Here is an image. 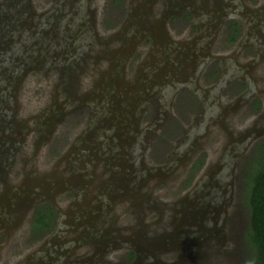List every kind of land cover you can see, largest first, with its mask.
<instances>
[{
	"label": "flooded vegetation",
	"instance_id": "obj_1",
	"mask_svg": "<svg viewBox=\"0 0 264 264\" xmlns=\"http://www.w3.org/2000/svg\"><path fill=\"white\" fill-rule=\"evenodd\" d=\"M105 2L0 0V264H16L72 214L79 227L61 239L79 248L62 264L237 263L249 246L239 166L264 140V0ZM183 80L190 87L165 107ZM254 135L232 194L187 225L189 201L205 197L193 184L227 144L234 153ZM120 137H132V152ZM185 229L201 231L191 239Z\"/></svg>",
	"mask_w": 264,
	"mask_h": 264
},
{
	"label": "water",
	"instance_id": "obj_2",
	"mask_svg": "<svg viewBox=\"0 0 264 264\" xmlns=\"http://www.w3.org/2000/svg\"><path fill=\"white\" fill-rule=\"evenodd\" d=\"M229 16L230 15H226V17H224V18H227ZM221 21H222V19H221ZM17 25H19V22H17ZM70 31L71 30L65 31V32L69 33ZM59 33L61 35L64 34V32L63 33L59 32ZM17 39H19V38H17ZM194 39H197V38H194ZM18 43H20V41ZM200 69H201V67H200ZM230 78L231 77H229L228 74H225L222 77L221 85L222 86L225 85L226 82ZM180 86H187L189 88L190 87V80H183L181 82H177L176 87L172 89L171 93L168 94V96H165V101H164L165 107H167V108L170 107L169 104H170L171 98L173 97L174 92ZM156 94L157 93H155V96H157ZM197 95L200 96V94H197ZM256 137H257V135H254L251 138H246L245 140L238 142L239 148H237V150H235L234 153L229 151L230 150V143L227 144L225 149H224L223 155L220 156V158L217 160V162L213 166V168L216 170L212 171V169H210L209 172L206 173L207 175L203 174V177H204L203 179H201V180L198 179L193 184L189 193H193V196H194L199 191V189L200 190L202 189L205 197L199 201L196 198L194 199V201H189L188 206H190V210L183 212V214L181 215V217H187V218L191 219V221H189L187 219H182V220L187 222V225L193 224V225L199 226L201 224V221L205 218V216H207L210 213V211L217 209V201L220 200V197L222 196V194L224 193L225 190H226V192H225L226 196H230L232 194L235 160L237 159L239 154H241ZM120 138H121L120 139L121 141H122V139H124L123 142L119 141L120 144H123L124 147H127V149H129L132 152L131 149H134V144H135L132 137L128 138L127 140L125 138H122V137H120ZM79 143H80V141L75 140L72 143L70 150L72 151ZM140 155H141V153H140ZM128 158L131 160L133 158L132 154L128 153ZM127 166H128V164H127ZM212 175H214V177H215L214 179L212 178ZM70 178H71V176L69 177V179ZM201 184L205 185V186L201 187L200 186ZM66 186L67 185L65 184L64 181H60L58 184L59 192L64 190L66 188ZM113 191H115V188L112 189V192ZM189 195L190 194H188V196ZM43 198L44 197H42L39 194L33 198L32 202L42 200ZM72 203H75V198L71 202V204ZM71 210L72 209L69 208V210H68L69 214L71 213ZM196 215L198 218L195 221H192V219L194 217H196ZM73 216H74L73 214L70 217L66 216V215L65 216L62 215V217H60L58 224L50 232L49 236H47L43 240V242H41L40 244L35 246L30 252L25 254L23 257L19 258L16 264H62L66 260L70 261V258H72L71 257L72 254H74L78 250L79 247H78V244H76V241H75L76 239H71L70 241H67L66 244L65 243L63 244L62 243L63 239H61V234L68 232V231H74L77 227H79L78 219L73 217ZM213 226H214L213 221H212L211 217L209 216L208 223L206 224V226H204V227L208 228L205 232L206 235L211 233L208 231ZM184 231H185V234L187 235V238L192 239V238L196 237L195 235L197 233H200L201 229H198L196 231L191 230V229L190 230L185 229ZM168 236L170 237V240L173 239V241H175V239H177L175 242L181 243L183 240V238L182 239H178V238L174 239L170 235V233H168ZM74 241H75V243L73 244V246L69 245V243H71V242L73 243ZM160 241H161V238L159 236H156L154 238V243H156V245L157 244L160 245V243H161ZM90 242H92V243L93 242L94 243L99 242V239L98 238L90 239ZM132 248L135 249L136 255L138 258H140V257L144 258V256H148L147 248L145 246H144L143 250L138 249L136 247H132ZM180 248L181 249L183 248V251H184L183 255L188 256L192 260L197 258L198 259L197 261L200 262L201 260L206 258L205 253L204 254H200L198 252L195 253L196 251L190 250L191 248L186 246V245L180 244Z\"/></svg>",
	"mask_w": 264,
	"mask_h": 264
},
{
	"label": "trees",
	"instance_id": "obj_3",
	"mask_svg": "<svg viewBox=\"0 0 264 264\" xmlns=\"http://www.w3.org/2000/svg\"><path fill=\"white\" fill-rule=\"evenodd\" d=\"M256 165L249 175L243 191V199L249 206V224L246 240L251 249L249 264H264V141L255 159ZM48 215H52L51 208H47ZM40 226L49 227L47 215L38 213Z\"/></svg>",
	"mask_w": 264,
	"mask_h": 264
},
{
	"label": "rangeland",
	"instance_id": "obj_4",
	"mask_svg": "<svg viewBox=\"0 0 264 264\" xmlns=\"http://www.w3.org/2000/svg\"><path fill=\"white\" fill-rule=\"evenodd\" d=\"M109 3H110V0H107V2H105L106 6L110 7L112 5L111 3L110 4ZM263 141L264 140L259 141L255 145L254 149L250 152V154L241 160V164L239 166L240 177L237 180L238 192L239 193L241 192V195L245 194V192L243 191L244 185H245V183H247L249 175L253 172L254 166L256 165L255 159L259 155V150L261 148ZM247 209H248V214H249L248 204H247ZM241 214L245 215V212L243 211V209H241ZM20 242L21 243H18L19 246L22 244L20 247L25 248L27 246L26 245L27 240L23 239V240H20ZM16 246H18V245L16 244ZM242 251L243 252L240 253L241 256L238 257L237 263H235V264H249V258L251 256V249L247 245V246L243 247Z\"/></svg>",
	"mask_w": 264,
	"mask_h": 264
}]
</instances>
